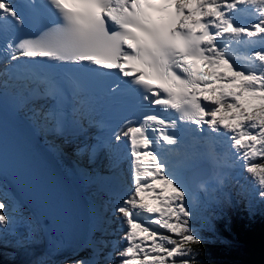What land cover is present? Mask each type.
<instances>
[{"label": "snow or ice", "instance_id": "1", "mask_svg": "<svg viewBox=\"0 0 264 264\" xmlns=\"http://www.w3.org/2000/svg\"><path fill=\"white\" fill-rule=\"evenodd\" d=\"M239 5L255 6L259 22L251 28L235 25L228 12ZM46 6L56 12L60 22L48 26L34 39L14 42V37H9L5 51L11 60L89 64L101 72L117 71L144 89V101L181 112L182 119L193 122L200 131L207 125L213 132L231 133L236 148L244 150L246 159L264 155V73L246 74L238 70L226 48L220 46L226 35H264V0H46V4L41 0H0V34L24 28ZM255 57L264 62V52L255 53ZM119 88L117 84L108 90L117 92ZM69 91L73 100L79 98L77 120L72 126L85 132L86 125H99L90 109L82 110L87 100L75 79L68 82V91L61 81H54L46 94L54 103L44 112L31 110L27 119L33 125L41 121L42 131L64 132L69 127L64 110ZM148 121L159 126L152 129L159 132L157 143L179 142L166 131L169 127L176 128V121L169 123L155 115L148 116L145 123ZM122 137L130 139L134 158V188L125 204L148 213L159 212L169 220L175 217V222L165 220L162 226L181 237L179 241L162 237L174 245L170 248L154 243L152 252L165 255L149 258L145 253L144 259H127L123 264H166V257L179 258L181 264H193L199 253L190 245L203 240L189 225L192 212L184 204L186 193L182 184L168 173L166 160L151 150L153 140L146 127L129 126L113 138L119 142ZM95 139L96 143L91 145L93 154L105 151L111 167H118L115 145L100 137ZM247 172L258 178L260 195L264 197V164H252ZM4 208L0 203V210ZM118 211L126 218L127 240L132 245L120 255L135 257L141 247L137 238L147 233L143 239L151 237L155 241L156 233L135 222L128 207H119ZM8 223L9 217L0 211V227ZM74 264H98V261L82 258Z\"/></svg>", "mask_w": 264, "mask_h": 264}, {"label": "trees", "instance_id": "2", "mask_svg": "<svg viewBox=\"0 0 264 264\" xmlns=\"http://www.w3.org/2000/svg\"><path fill=\"white\" fill-rule=\"evenodd\" d=\"M208 196L211 206L204 205L189 219L203 240L190 245L199 253L193 264H264V201H250L241 192L232 197L222 192ZM200 223L207 232L200 230Z\"/></svg>", "mask_w": 264, "mask_h": 264}, {"label": "rangeland", "instance_id": "3", "mask_svg": "<svg viewBox=\"0 0 264 264\" xmlns=\"http://www.w3.org/2000/svg\"><path fill=\"white\" fill-rule=\"evenodd\" d=\"M262 156L264 155H258L257 158ZM167 171L170 174V168L167 169ZM184 192L186 193V197L189 200L195 198L196 199L195 203H198V200L202 198L201 197L202 192L196 195H191L187 191ZM95 195L97 201L103 204V207L101 206V211L103 215L102 219L105 222V229L103 230V234L99 236L100 232L98 231L95 240L97 241V237L99 236L101 248L99 250H96L98 254L94 255V252L92 254H85V253L74 254L70 258L64 261H59L54 263L50 260L49 257L45 255L39 256L40 236L38 235V232L33 228L28 218H22L15 223L12 222V219L14 218V214H16L17 211L15 207L13 208L14 204L13 206H9V203L0 194V203H3L5 205V208L0 211L5 213L9 217V223L7 225H4L3 227H0V238L4 241L5 244L0 246V252H4L6 255L5 258L0 262V264H74L75 261L82 258L90 259V260L95 259L98 261V264H106L105 262L106 260L103 258L107 256L110 247L108 246L107 242H105L106 241L105 238L107 237L104 238L103 235L111 232L110 230H111L112 217L110 216L111 214H114V212L111 211V213H109V208L107 207V204L110 203V201L113 199V196L107 195L103 199H100V197H98V191L95 193ZM128 198L129 196L127 193V195L123 198L124 200L123 203H121L120 201L115 202V206L116 205L121 206ZM18 218L19 217H16V219ZM123 218L124 216L122 215L121 219ZM22 244H26V245H24L23 249L20 250H15V248L10 247L11 245H14L15 247H20ZM102 251H104V253Z\"/></svg>", "mask_w": 264, "mask_h": 264}, {"label": "bare ground", "instance_id": "4", "mask_svg": "<svg viewBox=\"0 0 264 264\" xmlns=\"http://www.w3.org/2000/svg\"><path fill=\"white\" fill-rule=\"evenodd\" d=\"M242 21H246L248 23H241ZM241 22H235V25L237 26H242V27H248L251 28L252 25L258 23V19L256 17H250V19H247L246 17L242 20ZM264 35H259V36H255V37H249V38H260ZM242 71H244L246 74L247 73H251L250 71L244 70L242 69ZM9 121V118H6V120L4 121V123H7ZM17 124V122L15 121V125ZM3 127L0 128V132H3ZM16 138H18V142L19 143H15L17 142ZM48 143L51 146H55L54 141L50 138V137H46ZM3 142L7 145L10 146L12 148L15 147H20V134L17 132L15 134H13L10 137L4 138ZM120 146V145H119ZM89 183H92V180H88ZM2 195H4L5 198L9 199V194L4 190L3 192H1ZM15 209H18V207L16 205H14ZM93 212H92V223H91V232L89 234V237L86 239V244L82 247L81 251H79V253H85V254H91L94 252L95 250V246H96V236H97V232L100 231V211L98 212L99 207L97 205L93 206ZM75 253V252H74ZM78 253V254H79ZM74 255V254H73Z\"/></svg>", "mask_w": 264, "mask_h": 264}]
</instances>
